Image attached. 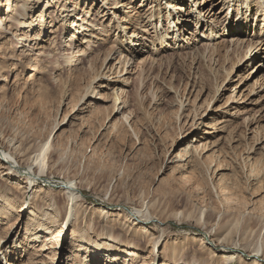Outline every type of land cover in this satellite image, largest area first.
Instances as JSON below:
<instances>
[{"label":"rangeland","instance_id":"374dc122","mask_svg":"<svg viewBox=\"0 0 264 264\" xmlns=\"http://www.w3.org/2000/svg\"><path fill=\"white\" fill-rule=\"evenodd\" d=\"M96 1L0 0V264H264V0Z\"/></svg>","mask_w":264,"mask_h":264},{"label":"bare ground","instance_id":"6f19581e","mask_svg":"<svg viewBox=\"0 0 264 264\" xmlns=\"http://www.w3.org/2000/svg\"><path fill=\"white\" fill-rule=\"evenodd\" d=\"M197 0H194V2H193V4H190V2L188 3L187 1H185V4H183V6H185V5H188V8H189V10H190V12H192V13H194V11H195V8L196 7H198V6H200L201 4H199L200 2V0H198L197 2H196ZM96 0H87V3L88 4H96ZM195 2H196V4H195ZM3 4V3H2ZM191 5V6H190ZM256 5V7H255V9H257L258 8V11H259V9H261L262 11H264V3L262 4V3H257V4H255ZM1 11H2V8H0V15H2V13H1ZM181 11H183V9H181ZM262 11H261V13H262ZM186 13V12H185ZM196 15V14H195ZM197 16V15H196ZM181 18V17H180ZM42 22H44V17H43V14H41V15H39L38 17H37V19L35 20V22L33 23V26H35V29L36 28H38L39 26H41V23ZM82 22V19L80 18V17H76V18H74V21H73V23L71 24V26H73L74 27V29H72V33L70 34V36H69V38H71V40H74L75 38H77L81 33H84V31H85V27H84V25L82 24V25H79V23H81ZM199 22L200 21H196L195 22V24H196V26L198 27L199 26ZM175 23V22H174ZM171 24H173L172 23V21H170L169 22V25H171ZM174 27V26H173ZM182 27V26H181ZM170 28H171V26H170ZM169 28V29H170ZM177 28V27H176ZM184 28V27H183ZM248 28V27H247ZM248 31V30H247ZM183 32H187V30L185 29V30H183ZM246 35H248V34H246ZM142 38H140V40H141ZM47 40V39H46ZM51 40V39H50ZM45 42V41H44ZM139 43H136L135 44V46L134 47H136V45H138ZM140 46H142V43H140ZM238 47H239V45H238ZM251 50V49H250ZM12 142V141H11ZM50 145V140H48V139H46L45 141H43L42 143H40L38 146H37V148L34 150V159H35V161H36V163H38V169H37V171L40 173V174H44L45 173V168H46V166H45V164L46 163H48V161H47V157H48V154H47V150H48V146ZM204 148H202V150H203ZM30 157L31 156H29V159L28 160H30ZM40 158H42L41 160H40ZM35 163V164H36ZM260 166H261V168L263 169L264 168V158L263 159H259V160H256L253 164H252V166H250V168H249V170H251L250 172V174H251V176H253L254 177V174H260V171L258 170L259 168H260ZM264 170V169H263ZM264 173V172H263ZM263 178V177H262ZM28 179H30V178H28ZM223 191H226V190H224L223 189ZM68 193H71V192H68ZM72 194V193H71ZM172 206H175V204H174V202L172 203ZM102 213H105V210H103L102 209ZM136 213L138 214V215H141V216H143V217H145L146 218V220H148L149 219V217H148V215H146L145 213H144V211H141V210H136ZM177 217H179V215H177ZM181 217V216H180ZM180 217H179V219H180ZM152 218V217H151ZM201 220H202V217H200L199 218V220L197 219V222H201ZM67 222H68V220H67ZM66 222V223H67ZM261 249V248H260ZM258 252H260L259 250H258ZM263 252V251H262ZM127 254V253H126ZM116 256H118V255H116V254H112V255H109V256H107V257H104V259H105V263H106V261H107V264H117L119 261H124V262H126V261H128L129 260V257H130V255L129 254H127V255H119V257H116ZM256 256H258L259 257V254H257ZM101 258L100 259H98V264H101L102 262H101ZM256 260V259H255ZM228 261L229 260H226V264L228 263ZM257 262V261H256ZM102 264H104V263H102Z\"/></svg>","mask_w":264,"mask_h":264}]
</instances>
